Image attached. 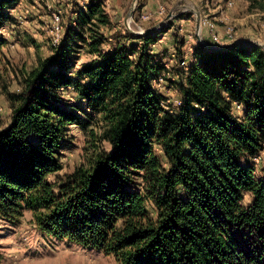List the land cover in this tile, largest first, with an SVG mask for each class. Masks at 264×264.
Instances as JSON below:
<instances>
[{
	"label": "trees",
	"instance_id": "obj_1",
	"mask_svg": "<svg viewBox=\"0 0 264 264\" xmlns=\"http://www.w3.org/2000/svg\"><path fill=\"white\" fill-rule=\"evenodd\" d=\"M19 1L0 0V30ZM246 1L264 13V0ZM76 15L52 54L22 74L19 92L3 88L11 119L0 130V218L17 223L29 211L44 235L118 264H264V170L259 179L253 165L264 150V50L198 44L171 110L153 88L171 70L151 50L165 30L114 37L103 51L101 0ZM81 51L95 58L77 68ZM63 90L84 108L62 104ZM71 126L91 138L90 152L55 186L48 179L62 169Z\"/></svg>",
	"mask_w": 264,
	"mask_h": 264
},
{
	"label": "rangeland",
	"instance_id": "obj_2",
	"mask_svg": "<svg viewBox=\"0 0 264 264\" xmlns=\"http://www.w3.org/2000/svg\"><path fill=\"white\" fill-rule=\"evenodd\" d=\"M37 1L39 2L37 7L38 11L33 13L31 17L26 18L25 23H19L17 19L15 20L12 18L14 23L5 26L3 29L5 32H2L3 30L0 31V38L6 41V44L0 51V130L7 127L11 119L10 104L4 95L3 88L8 92H19L22 74L34 68L37 63V58L43 59L47 57L52 49V38L50 33L52 24L50 16L53 11L51 10V12H49L46 4L52 3V1L56 3V5L65 4L62 9L66 8V11H64V13L62 11L60 15V21L62 20L61 25L63 26V28H61V37L63 36L62 30H65L64 26L68 24L70 13L79 8V5L74 4V0ZM150 1L151 0L135 1L132 17L127 19L128 27L131 30L140 32V28L142 30H147L159 23L158 18L147 23H142L140 20L139 15L142 7ZM227 1L228 0H159L160 5L164 8V16L162 18L164 19L169 13H171L173 18L159 29L161 31L165 30L161 32L162 35L167 32L166 30L168 28H170V32L165 34V39L156 45H158L159 48L169 47L168 42H171L172 39L173 42H171V44L174 46L170 51V55H175L174 61H176L177 65H173L171 70L165 73L162 79V85L157 87L156 91L161 94L165 100H169V104L167 105L171 110L176 108L174 101L180 96L177 84L180 78L178 79L177 74L183 70L180 61L184 60L183 57H185L184 54H186L185 49H183V51L181 49L180 54L179 51H175V49L176 46L185 42V39H190V46L194 52V47L198 45L194 29L196 13H199L201 18H205L208 22L214 24V26H218V28L222 27L224 33L227 28H233L234 32L237 34L238 42L236 43L256 42L264 44V38H259L257 35L255 39L250 35H241L238 31L239 27H235L233 22L226 23V19H224L223 22H221L219 18L217 21L212 19L213 17L211 15L215 14L214 12H216L217 7L225 5ZM232 1L234 2V6L230 9H224V16L226 12H230L232 18H235L233 17L235 15L233 12L236 2H238V4H236V13L241 12V14H244L246 10L252 12L248 9L249 3L246 0ZM21 2L28 5L32 1L22 0ZM119 2L122 13L116 18L113 17V21L122 25L121 22L123 19L125 20L128 15L132 0H119ZM244 2L246 4H244ZM67 5H69V7H67ZM244 6H246V10ZM256 12L258 11H253L252 13ZM37 15H41L42 19L39 20ZM182 20L184 23L181 22ZM254 32L257 34L259 31L254 30ZM126 33L128 34L129 32L126 31ZM203 34L204 31L202 30L200 33L202 40L214 46L212 40H210L211 42L208 41L207 36ZM209 37L211 38L210 31ZM113 40L112 42H115L114 38ZM240 40L242 42H239ZM159 51L162 52L161 49H159ZM165 51L162 53H165ZM170 55L167 57L170 58ZM94 58V56L85 51H81L76 67L80 68L82 65L90 63ZM168 58L164 56V62H166ZM168 76H170V78ZM172 79L175 81H172ZM63 98L62 104L65 106L72 104L76 105V107L84 108V104L77 100L75 95L70 91L63 92ZM233 113L237 114V111H233ZM95 121H98V118H96ZM92 128H94V126ZM90 142L91 138L86 132L80 131L75 126H71L66 136V146L60 153L62 169L50 176L48 181L54 183L56 186L66 176L71 174L76 167L84 164L85 154L90 152V150L87 151ZM95 144L101 150H109L106 143L96 142ZM259 156V161H253V165L257 178L261 179L264 170V150ZM249 203L250 196L246 195L243 204L246 206ZM146 207L149 214L154 217L155 211L152 204L148 202ZM0 252L3 255L2 264H118L112 256H105L97 250L85 249L66 240H56L44 235L36 228L32 214L29 211H25L23 217L17 223H10L0 218Z\"/></svg>",
	"mask_w": 264,
	"mask_h": 264
},
{
	"label": "crops",
	"instance_id": "obj_3",
	"mask_svg": "<svg viewBox=\"0 0 264 264\" xmlns=\"http://www.w3.org/2000/svg\"><path fill=\"white\" fill-rule=\"evenodd\" d=\"M88 1L89 0H74V4L79 5V8H77L76 10H74V12H71L70 13V16H69V19H68V24L64 26L65 29H67L68 26H71L72 28H74L76 26V18H77L76 13H77V10H84L85 6L88 4ZM228 2H232L233 3V6H234V2L232 0H228L227 3ZM227 3L225 5H222V6H218L217 7L216 12H214L215 14H212L211 15L213 17L212 19L214 21H217V19L219 18L221 20V22H223V20L226 19V23L233 22L234 25H235V27H239L238 28L239 29L238 31H239V33L241 35H250V36H253L252 37L253 39L257 38L256 35L259 37V32L261 30H260L259 21H258V17L256 15V13L248 12L246 10V6H244V9L246 10V13H244V14L243 13L241 14V12L240 13H236L235 12V10H236V4H238V2H236L235 3V10L233 12L235 14L233 17H235V18H232V16L230 15V12H226V15L224 16L223 10L224 9H228L227 8ZM244 4H246V3L244 2ZM64 5L65 4L56 5V3H54L52 1V3L46 4V7L49 10V12H51V10L53 12L54 11H57V10H60L61 12L63 11V13H64V11H66V8L65 9H62L64 7ZM67 7H69V5H67ZM160 7H163V6L160 5L159 0H151L150 2H147L142 7V9L140 11L141 12L140 15L143 14V13H147V12L154 13ZM221 8H223V9H221ZM105 12H106V14L109 17L110 25L107 28H103L102 29V34L104 35V37L107 39L108 42H112V40H113L114 37H117V36H126V35L129 34V33L128 34L126 33L127 29H126V27L123 24L124 23V19L121 22L122 25H119V24H117L116 22L113 21V17L116 18L119 15H121V13H122L119 0H109V7H108V10H105ZM236 16H238V17H236ZM37 17H38L39 20L42 19V16L41 15H37ZM156 19L157 18H154L153 20H156ZM162 19H159L158 22H161ZM49 20H50V18H49ZM220 20H218V21H220ZM61 22H62V20H61ZM181 22L184 23L183 20ZM61 28H63L62 25H61ZM140 30H142V29L140 28ZM169 30L167 32H165V34H168V32H170ZM202 30L204 31V34L203 35L207 36L208 41H210L211 38L209 37L208 27L206 25H202L201 26V29H200V33L202 32ZM223 30L224 29L222 27H219V28H218V26L217 27L216 26L214 27L215 33L222 40H225V38H224L225 34H224ZM254 30L259 31V32L257 34H255ZM64 32H65V30H62L63 35H64ZM165 34L162 35L158 39V41H157L156 44L159 43V40L160 39H162V41L165 39V36H166ZM185 40H187V39H185ZM171 42H173L172 39H171ZM171 42H168L169 43V47H165V48L164 47L163 48H159L158 45L154 44L155 46L152 45L151 50L155 54L160 53L159 49H161L162 52H164L166 50L167 52L165 51V53H163V54H165L166 58H168L169 55H170V51L172 50V48L174 46L173 44H171ZM114 43L115 42L105 43L102 46V50L103 51H111V50H113ZM212 44L214 46H219V45L214 44L213 42H212ZM225 44L227 45L226 42H223L222 43V45H224V46H225ZM129 45H137V47H140V46L142 47V42L141 41H138V40H130V41H128V43H126V46H129ZM161 47H162V45H161ZM51 54H52V50H50V52H49V55H51ZM184 55H187V54H184ZM183 58H185V60H184L185 61V64L186 65L187 64L189 65V60L187 59V56H185ZM162 61H163V64L165 66H168L169 67V69H171L173 67V65H175V64L177 65L176 61H174V60L171 59V55H170V58H168L166 62H164V59ZM169 69H168V71H169ZM168 77L170 78V76H168ZM172 81H175V80L172 79ZM242 111H243V107L240 105V108L237 109V114H234V113L233 114L235 116H240L242 114Z\"/></svg>",
	"mask_w": 264,
	"mask_h": 264
},
{
	"label": "built area",
	"instance_id": "obj_4",
	"mask_svg": "<svg viewBox=\"0 0 264 264\" xmlns=\"http://www.w3.org/2000/svg\"><path fill=\"white\" fill-rule=\"evenodd\" d=\"M22 0H20L17 5L13 8H11L9 10V15L13 18V19H17L18 22L25 23V19L31 17V15L33 13H35L36 11H38L37 7L39 2L37 0H31L32 2L30 4H23L21 2ZM102 4H103V8L105 10H108L109 7V0H101ZM233 7V3L232 2H228L227 3V8L230 9ZM60 15H61V11L57 10L51 13V24H52V29L50 31L51 33V43L53 47H56L60 44L62 37H61V21H60ZM256 15L258 17V21H259V26H260V32H259V38H264V13H260V12H256ZM164 16V8L160 7L158 8V10L154 13H143L141 14L140 20L142 23H147L151 20H153L154 18H158V19H162V17ZM202 25H206L208 27V30L210 31V36H211V40L214 44L219 45L218 47H222L224 45H222L223 42H226L227 45L232 44V43H236L238 42L237 40V34L236 32H234L233 28H227L225 31V40H222L214 31V24H212L211 22H208L205 18H201V26ZM201 29V27H200ZM3 30V29H2ZM0 30V31H2ZM144 30H140L139 33L143 32ZM2 32H5L4 30ZM162 41V39L159 40V43ZM239 42H242L241 40ZM226 46V44H225ZM183 49H185V53L187 55V59L189 58V63L194 62L195 61V57H194V53L192 50V47L190 46V40H185L184 42V47ZM182 49V51H183ZM175 55L172 54L171 55V59L174 60ZM185 60V58H183ZM182 60L180 61V65L184 70H187L188 64H185V61ZM165 68L168 70L169 67L165 66ZM163 80L160 78L156 81H154L153 83V88L156 89L157 87H160L162 85ZM69 90H63V92H67ZM62 92V93H63ZM166 104H169V100H166L165 102ZM174 105L175 107H179L181 105V98L178 97L175 101H174ZM240 108V105L238 104H233V111H237V109ZM260 159V156H256L255 158H253L254 162H258Z\"/></svg>",
	"mask_w": 264,
	"mask_h": 264
},
{
	"label": "water",
	"instance_id": "obj_5",
	"mask_svg": "<svg viewBox=\"0 0 264 264\" xmlns=\"http://www.w3.org/2000/svg\"><path fill=\"white\" fill-rule=\"evenodd\" d=\"M135 1L136 0H132V4H131V8L129 10V13L127 15V17L124 20V26L126 27L127 31L137 37L149 34V33H153L158 31L162 26H164L168 21H170L173 16L171 15V13H169L161 22H159L158 24H156L154 27L149 28L147 30H144L143 32L139 33V32H135L133 30H131L128 27V23H127V19H130L132 17V12L134 11V5H135ZM200 27H201V16L199 13L195 14V36L197 38L198 44L204 48L205 50L208 51H222V50H226L229 49L231 47L236 46L238 43H232L226 46H222V47H216V46H212L208 43H206L204 40H202V38L200 37ZM243 45L245 46H254V47H258L262 50H264V44H260V43H256V42H244Z\"/></svg>",
	"mask_w": 264,
	"mask_h": 264
}]
</instances>
